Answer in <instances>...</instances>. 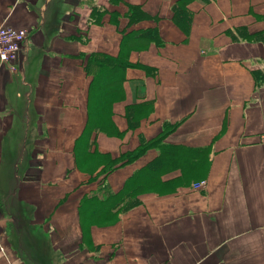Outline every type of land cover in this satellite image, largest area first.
Wrapping results in <instances>:
<instances>
[{"label": "crops", "instance_id": "crops-1", "mask_svg": "<svg viewBox=\"0 0 264 264\" xmlns=\"http://www.w3.org/2000/svg\"><path fill=\"white\" fill-rule=\"evenodd\" d=\"M175 1L0 0V25L28 31L16 69L0 63V264H264V85L251 72L264 44L248 36L264 29V0H190L187 33ZM127 4L149 16L129 23ZM153 27L162 43L126 48L123 96L83 170L81 54L117 56ZM162 133L163 146L105 171ZM166 148L180 166L148 173ZM189 154L201 159L190 172ZM141 179L139 203L83 224V197Z\"/></svg>", "mask_w": 264, "mask_h": 264}, {"label": "trees", "instance_id": "trees-1", "mask_svg": "<svg viewBox=\"0 0 264 264\" xmlns=\"http://www.w3.org/2000/svg\"><path fill=\"white\" fill-rule=\"evenodd\" d=\"M189 1L190 0H176L172 5L173 21L185 30L186 33L189 30L192 20V12L187 6ZM125 15L129 23L149 16L141 7L132 4H127ZM130 33L131 35L123 39L121 53L117 56L101 52H91L87 55L81 54L84 59L85 71L91 75V81L88 91V115L86 126L83 135L80 136L81 139H79L80 137L77 139V143L81 145V150L77 153V162L80 158L84 159V156L95 153V149L92 148L95 140L91 138V134L92 132L107 128L106 124L109 123L110 120L112 103L123 96L122 82L125 78V68L132 65L126 57V48L132 47L131 45L134 44L138 45L139 42L143 45L149 41H154L157 44L162 43L155 27L136 32L131 31ZM232 36L235 37L234 34H232ZM248 36H252L254 39L264 44V29ZM251 72L254 77L255 86L264 85V68H254L251 69ZM135 123L134 121L129 122L131 126H134ZM164 136L165 133H162L154 139L141 142L134 150L120 154L117 158L110 160V164H107L105 171L114 168L115 165L131 161L140 155L147 147L163 146L161 140ZM182 157L183 156L178 151L166 148L163 150L161 158H155L151 165H149V167L147 166V172L149 173L150 171L152 174H159L169 167V165H167L169 164V159L180 166L181 161L179 160ZM187 162L189 166L186 165V171L190 172L193 169H197L196 167L201 162V159L199 160L197 154H189ZM129 184V187L125 185L123 189L121 188V190L117 192H111L103 186L100 188L99 193H93L83 197L79 203V213L83 224H89L90 220L93 218H111L118 212L124 211L139 203L140 199L137 197V194L140 188L145 184L143 183V179Z\"/></svg>", "mask_w": 264, "mask_h": 264}, {"label": "built area", "instance_id": "built-area-1", "mask_svg": "<svg viewBox=\"0 0 264 264\" xmlns=\"http://www.w3.org/2000/svg\"><path fill=\"white\" fill-rule=\"evenodd\" d=\"M28 38V31L24 28H18L11 25H0V63H5L12 70L16 69L15 61L18 53L24 47ZM264 140V135H262ZM205 183V180L193 184L194 188H199ZM0 250H3L0 245Z\"/></svg>", "mask_w": 264, "mask_h": 264}, {"label": "rangeland", "instance_id": "rangeland-1", "mask_svg": "<svg viewBox=\"0 0 264 264\" xmlns=\"http://www.w3.org/2000/svg\"><path fill=\"white\" fill-rule=\"evenodd\" d=\"M87 159V158H86ZM85 158L84 159H82V158H80V160H79V162H78V166L81 168V169H83V170H87V169H93V166L94 165H96V161H94V160H90V159H88V160H86ZM92 161V162H91ZM170 162H173L172 160H170ZM203 179H201V180H198L197 182H199V181H202ZM196 183V182H195ZM194 184V183H193ZM112 221H114V220H108L107 222H112ZM106 222V223H107ZM85 229V228H84ZM5 260V259H4Z\"/></svg>", "mask_w": 264, "mask_h": 264}]
</instances>
